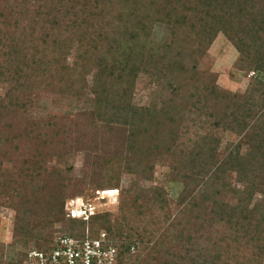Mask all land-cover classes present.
I'll use <instances>...</instances> for the list:
<instances>
[{
  "label": "trees",
  "instance_id": "obj_1",
  "mask_svg": "<svg viewBox=\"0 0 264 264\" xmlns=\"http://www.w3.org/2000/svg\"><path fill=\"white\" fill-rule=\"evenodd\" d=\"M155 26L169 35L157 45ZM218 35L237 52L234 68L258 78L242 95L198 84L185 117L174 102L178 82L197 80L198 59ZM89 74L92 114L126 138L124 155L105 159L88 183L119 191L117 216L98 211L82 222L64 211L75 165L57 141L63 122L28 112L35 94L78 95ZM142 79L150 93L139 106ZM0 84V206L15 213L10 247L18 250L4 262L0 246V264L48 250L47 233L101 232L119 264H264V0H0ZM156 168L166 172L151 190L121 184L122 173L152 181ZM170 184H181L176 203L190 213L171 212Z\"/></svg>",
  "mask_w": 264,
  "mask_h": 264
},
{
  "label": "rangeland",
  "instance_id": "obj_2",
  "mask_svg": "<svg viewBox=\"0 0 264 264\" xmlns=\"http://www.w3.org/2000/svg\"><path fill=\"white\" fill-rule=\"evenodd\" d=\"M168 38L169 35L165 28L155 26L153 35L151 36L152 42L159 44ZM237 56V52L231 44L222 35H218L206 54L198 59L194 71L197 80L193 83L189 80H187L189 82H186L184 78L179 80L178 84H183V88L177 92L174 102L178 105L181 112L184 113L185 117L187 116L189 106L197 101L194 98L193 88L198 84L212 86L214 83L221 91L242 95L249 87L251 81L254 78H258L257 74H246L234 68ZM68 62L69 65L72 64L73 56ZM80 71L79 67V70L73 73V76H79ZM187 77L190 78L191 76L187 75ZM91 84L92 77L89 74L76 83V89L79 91L78 95H64L55 91L35 94L31 99L32 105L28 112L32 120L47 122L51 117L56 116L63 122L65 133L59 139L57 138V141L64 140V145L69 148L75 165L73 176L68 179L65 202L76 198L84 200V198L93 196L96 188L89 186L88 183L91 182L94 172L96 171L100 175L102 171L99 167H102L101 163L105 159L121 157L125 151L126 132L118 127L104 125L92 114L93 97L90 92ZM3 90L4 85L0 84V94L3 93ZM135 90V103L139 106L146 105L150 91L146 87L145 79L139 81ZM187 102L190 104L189 106ZM174 123L178 126L180 119L177 118ZM228 139L230 140V137ZM225 145L226 141L224 140L221 148L224 149ZM61 147L60 144L58 146L59 152L62 151ZM54 163L56 162L52 161L46 166L55 165ZM133 166L134 164L131 165V167ZM2 168L4 170H12V166L8 163H4ZM141 169L142 166L138 167L136 171L138 172ZM164 172L166 170L159 168L152 181L143 180L136 175L122 173L121 184L125 189H128L132 182H136L134 185L135 190H151L154 186H159L162 183L160 177ZM234 181V176L231 175L229 182L233 187H236ZM181 190V184H170L168 187V192L172 199L170 210L173 214H177L179 211L181 213L191 212V206L183 207L176 203ZM259 201L260 199L256 197L251 207ZM117 207L118 198L110 196L102 201L98 206V211L108 212L113 217H116L118 214ZM14 216L13 210L4 205L0 206V246L4 250V262L12 260L15 257L14 253L18 251L13 252L10 247ZM182 223L184 224L185 222ZM59 235V233H47L46 237L52 242Z\"/></svg>",
  "mask_w": 264,
  "mask_h": 264
},
{
  "label": "built area",
  "instance_id": "obj_3",
  "mask_svg": "<svg viewBox=\"0 0 264 264\" xmlns=\"http://www.w3.org/2000/svg\"><path fill=\"white\" fill-rule=\"evenodd\" d=\"M118 198V190L96 191L91 200L81 198L67 200L64 211L67 219L88 222L98 212V206L107 197ZM135 252V246L130 247ZM23 264H119L117 249L105 232L97 237L75 239L59 235L48 250L29 249Z\"/></svg>",
  "mask_w": 264,
  "mask_h": 264
}]
</instances>
